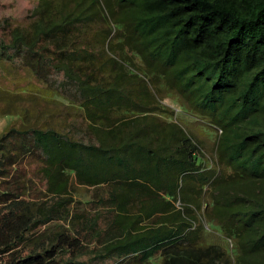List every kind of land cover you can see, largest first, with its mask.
Wrapping results in <instances>:
<instances>
[{"label":"trees","instance_id":"obj_1","mask_svg":"<svg viewBox=\"0 0 264 264\" xmlns=\"http://www.w3.org/2000/svg\"><path fill=\"white\" fill-rule=\"evenodd\" d=\"M14 25L0 264H264V0H38ZM167 91L218 131L211 166Z\"/></svg>","mask_w":264,"mask_h":264},{"label":"rangeland","instance_id":"obj_2","mask_svg":"<svg viewBox=\"0 0 264 264\" xmlns=\"http://www.w3.org/2000/svg\"><path fill=\"white\" fill-rule=\"evenodd\" d=\"M38 0H0V36H4L3 31L1 27L5 26V22H9V24H15L22 22L26 16H28L31 12V10L34 9L36 6ZM15 26V25H14ZM97 30V29H95ZM134 61L138 63V58L133 56ZM9 63V62H8ZM1 64V63H0ZM1 67V65H0ZM129 68L133 69L130 65H128ZM11 80L12 84L17 82L15 79L16 77L14 75L8 76ZM22 86L25 83L21 82ZM23 87V88H24ZM7 88L6 83L1 82L0 83V94L5 91ZM154 93H156V89L152 88ZM169 91L164 92L162 94H157V97H162L161 102L165 107H168L175 111V114L173 116H165L169 121L175 122L177 125L182 127L188 134H190L195 141L199 145V161L205 163L207 166H211L212 162L214 161V154H215V146L216 141L218 139V131L205 125L198 117L193 116L192 114L187 113L177 102V99L175 97H172ZM60 100H63L62 98L58 97ZM2 99V98H1ZM2 102H0V105ZM4 112L0 111V133L4 129L6 125V119L3 115ZM1 180V178H0ZM181 206L180 204L178 205ZM207 206L206 202L203 204V209ZM203 225H205L206 229L214 228L217 230V226L213 221L203 219L201 221ZM231 244H229L226 248L228 250L231 249ZM155 263H157L158 259L154 260Z\"/></svg>","mask_w":264,"mask_h":264}]
</instances>
